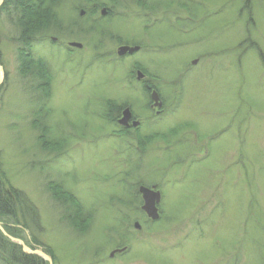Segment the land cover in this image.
Returning <instances> with one entry per match:
<instances>
[{"label": "rangeland", "instance_id": "rangeland-1", "mask_svg": "<svg viewBox=\"0 0 264 264\" xmlns=\"http://www.w3.org/2000/svg\"><path fill=\"white\" fill-rule=\"evenodd\" d=\"M100 1L62 0L30 46L50 67L49 97L20 74L14 17L0 10V171L36 207L43 247L54 264H264V0H147L153 13ZM185 19L186 37L165 23ZM122 43L142 49L119 58ZM145 80L173 110L148 112ZM105 100L141 128L111 135ZM55 183L80 197L81 226L63 218ZM139 185L161 192L158 219Z\"/></svg>", "mask_w": 264, "mask_h": 264}, {"label": "trees", "instance_id": "trees-1", "mask_svg": "<svg viewBox=\"0 0 264 264\" xmlns=\"http://www.w3.org/2000/svg\"><path fill=\"white\" fill-rule=\"evenodd\" d=\"M61 1L62 0H3V3L0 5L2 13L5 12L8 17H14L12 22L13 25L16 26L17 32L13 40L16 41V47H18L17 58L20 74L24 75L22 77L36 76L39 81L37 88L44 92V97H49V85H51V81L48 70L50 67L44 59L36 60V58L33 57L30 46L42 43L49 37V35H44L42 32H48V28L52 26V22L55 20L57 21L56 8ZM85 2L87 6H90H88V8L94 11L95 8L102 6L101 3L103 5L105 4V2L100 0H85ZM110 2L114 1L110 0ZM137 4L139 7L153 13L158 10L160 2L150 5L147 0H140ZM90 15V17H92L95 14L92 13ZM87 16L88 14L85 18ZM94 24L96 23H93L92 26H94ZM91 29L95 28H90V31ZM34 71L36 72L35 75ZM116 104L115 102H107V100H105L103 104L106 115H115H112L113 119L111 123L118 126L116 134H110L120 137L126 135V133L137 132L138 128L135 131L133 128L125 129L117 125L116 117L121 107H116ZM140 128L141 126L139 129ZM61 141L62 145L67 142L64 138ZM46 147L52 151V149H55L57 146L49 142L47 146L45 145V148ZM55 184V188L52 186L55 190L53 195L57 199H60V205L64 208L63 215L65 217L63 218L72 221L76 226H81L82 222L84 224L86 222L85 218L87 217L84 215L85 207L80 197L77 196L78 194L75 195L68 189H64L62 185ZM78 220L80 221L79 223H77ZM41 227V217H39L36 207H34L27 196H25L24 191L13 186L7 176L0 171V264H49L48 261L43 260L37 254H31L23 250L21 245L10 239L11 237L19 239L30 249H34L35 245H39L42 247L43 252L52 259V264L56 263V255L53 250L45 249L36 235V232L44 231V228L42 227L43 230H41ZM86 228L87 226L83 227L84 230L81 231L82 234H85ZM25 230L29 231L28 238L24 234Z\"/></svg>", "mask_w": 264, "mask_h": 264}, {"label": "water", "instance_id": "water-1", "mask_svg": "<svg viewBox=\"0 0 264 264\" xmlns=\"http://www.w3.org/2000/svg\"><path fill=\"white\" fill-rule=\"evenodd\" d=\"M3 3V0H0V5ZM1 7V6H0ZM103 14L105 13V11H102ZM81 14H83L84 12L81 11ZM53 40H55V38H53ZM70 46L73 47H77L80 48L82 47L81 43H77V42H69ZM139 49V46H127V45H122L121 47L118 48L116 54H118V56H123L125 54H133L134 51H137ZM0 71L1 70V66H0ZM137 78L141 79L144 77V74H142L140 71H137ZM1 76H0V83H1ZM151 95V100L153 101V105L157 106L159 105L158 102V94L155 91H152L150 93ZM131 113H130V109L129 107H125V109L122 111L121 113V118L118 120V123L121 126H128V121L130 120ZM138 125V121H135L132 123V126H137ZM138 191L141 193L142 196V206L141 208L143 209L144 212H146L149 216L150 219H158L159 217V212H157V206L156 204L159 203V199H160V192L158 190H154V187H150L147 188L143 185H140L138 188ZM136 226H138V223H136ZM5 233V232H4ZM13 242H17L19 245H21L23 247V250L27 251L28 253L31 254H37L39 256H41L43 259L48 260L49 263L51 264L52 260L49 258V256L42 251L40 249H36L34 251L30 250L26 245H24V243L22 241H20L19 239L16 238H10ZM115 251H111L109 256H112L114 254Z\"/></svg>", "mask_w": 264, "mask_h": 264}, {"label": "flooded vegetation", "instance_id": "flooded-vegetation-1", "mask_svg": "<svg viewBox=\"0 0 264 264\" xmlns=\"http://www.w3.org/2000/svg\"><path fill=\"white\" fill-rule=\"evenodd\" d=\"M189 20L190 19H185V20H174V21H166L165 23H168L167 25H169V28H171L172 30H173V32H175V28L177 29V31L178 32H182V34H183V36H184V33H185V37H186V35L188 34V32L189 31H186L185 32V27H186V25H188V23H189ZM155 24H153V26H154ZM153 26H151L150 28H153ZM143 30V29H142ZM171 38H173V37H171ZM57 40H58V38H56V42H57ZM55 42V43H56ZM58 43H59V45L60 46H62V48L63 47H65V48H63L64 49V51H66L67 53L69 52V51H71V47L68 45V42L65 44H63V45H61V42H59L58 41ZM57 44V43H56ZM122 45H127V46H133V45H138L139 46V49L136 51V52H138V51H140L141 49H142V45H139V44H133V45H129V44H127V43H122ZM122 45H120V46H122ZM119 46V47H120ZM171 47V46H170ZM171 49V48H170ZM172 50V49H171ZM172 51H174V50H172ZM66 53V54H67ZM134 54V53H133ZM69 55V54H68ZM126 56V55H125ZM194 60V59H193ZM193 60H191V62L192 63H194L193 62ZM136 71H139V70H136ZM137 73V72H136ZM180 78V77H179ZM180 83V82H179ZM143 85H141V92L142 93H146V95H148V97H150L151 95H150V93L152 92V91H155L157 94H158V97H159V99H158V102H159V105H157L156 107L153 105V103H152V101L151 100H149V103H148V112L149 113H151L152 115H154V116H160V115H163V114H165L166 112H170L171 110H173V108H171V109H169V105H166V99H165V94L162 92V91H165V90H162V89H159L158 87H157V85H155V84H152V83H148L146 80H145V82H143L142 83ZM184 82H181L180 84H179V86H177L176 85V83H170V84H167V89H169V90H171V94H175L176 96H178V94H181V92H183V88L184 89H187V87L185 88L184 86ZM177 98V97H176ZM125 107H129V109H130V112H131V118H130V120L128 121V126H126V127H121L119 124H118V120L121 118V113H122V111L125 109V108H123L122 110H120V112H119V114H118V116L116 117V122H117V124L121 127V128H128V129H131L130 127H131V125H132V123L133 122H135L136 120H138V122H139V124L137 125V128H139L140 126V120H139V117L134 113V111H133V109L130 107V106H125ZM169 109V110H168ZM150 117H152L151 115L150 116H148V120H150ZM148 120H147V122H148Z\"/></svg>", "mask_w": 264, "mask_h": 264}, {"label": "bare ground", "instance_id": "bare-ground-1", "mask_svg": "<svg viewBox=\"0 0 264 264\" xmlns=\"http://www.w3.org/2000/svg\"><path fill=\"white\" fill-rule=\"evenodd\" d=\"M37 249H40V248H37ZM40 250H42V249H40ZM43 251V250H42Z\"/></svg>", "mask_w": 264, "mask_h": 264}]
</instances>
